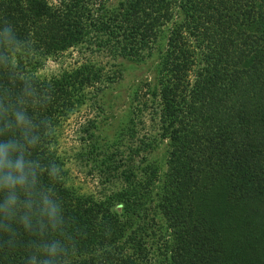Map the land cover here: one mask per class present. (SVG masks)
<instances>
[{
    "label": "trees",
    "instance_id": "trees-1",
    "mask_svg": "<svg viewBox=\"0 0 264 264\" xmlns=\"http://www.w3.org/2000/svg\"><path fill=\"white\" fill-rule=\"evenodd\" d=\"M61 5L0 0V264H141L156 241L140 218L159 224L168 264H228L227 239L243 250L240 264H264V0ZM85 26L108 37L116 60L145 64L164 45L151 94L173 142L163 197L148 206L155 214H143L139 198L158 166L138 173L132 156L103 160L128 185L116 200L138 207L121 213L70 190L51 152L57 118L84 98L75 89L105 78L89 63L53 79L31 70L56 46L82 41ZM116 65L110 80L124 69ZM221 183L215 201L207 192ZM233 219L247 247L225 233Z\"/></svg>",
    "mask_w": 264,
    "mask_h": 264
},
{
    "label": "rangeland",
    "instance_id": "rangeland-1",
    "mask_svg": "<svg viewBox=\"0 0 264 264\" xmlns=\"http://www.w3.org/2000/svg\"><path fill=\"white\" fill-rule=\"evenodd\" d=\"M45 2L51 6L62 4L59 0H45ZM74 2L75 0H66L61 6L64 7L68 3L71 5ZM110 2L116 4L118 0H110ZM88 27L85 26L89 32L82 41L64 47L56 46L57 51H51L48 56L42 57V63L34 65L31 70L40 79H53L74 71L83 63H89L105 78L96 86L75 89L73 95L78 97L83 93L84 98H78L72 108L57 118L53 127L51 152L63 174L65 185L70 190H74L78 195L90 196L97 201H110L114 203L112 210L116 208L121 213L131 212V209L137 210L138 207L126 203L125 209V202L116 200L123 191L127 190L128 185L117 172L113 171L109 175L103 160L112 153L120 159L132 156L131 163L135 165L138 173L142 168L158 166V172L148 193H141L139 198L143 214H155L158 208L154 209L151 206L152 210L149 211L148 206L155 203V199L163 197L162 192L166 185L164 175L167 173L166 165L173 142V138L163 135L166 122H162L159 118L161 106L159 98L151 94L157 75V65L164 60L162 58L165 52L164 45L160 43L155 46L156 55L149 57L145 64L118 58L116 60L115 54L109 53V45L106 42L108 37L95 31L93 26ZM119 62L123 63L122 69L124 68L120 76L115 80L108 79L113 76L112 74L117 73L116 70L119 68L116 63ZM250 62L247 60L242 66L248 67ZM203 143L205 145L208 141L205 140ZM184 158V152L177 157L180 160ZM214 176V173H210L202 180L206 184V180L209 177L214 179ZM221 186L222 183L216 190L213 188L208 191V196H214L216 201ZM206 190L209 188L207 187ZM262 212L264 213V210ZM159 213L156 217L157 221L162 220ZM140 219L139 230L148 233L151 239L156 241L151 245L148 242L149 258L141 264H168V261L164 260V255L160 254L162 238L158 239L159 224L150 226L148 219ZM231 223L233 225L229 226L225 233L232 234L233 238L239 240L238 243L242 242L243 247H247L245 235L242 233L239 236L236 220L233 219ZM226 241L223 251L227 254L231 253L234 259L228 260V264L243 262L245 259L242 255L243 250L238 248L234 240Z\"/></svg>",
    "mask_w": 264,
    "mask_h": 264
}]
</instances>
